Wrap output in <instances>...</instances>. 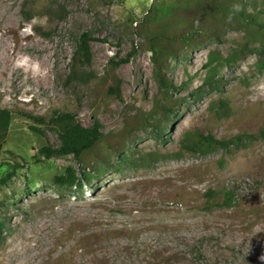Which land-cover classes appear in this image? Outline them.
I'll list each match as a JSON object with an SVG mask.
<instances>
[{
	"label": "rangeland",
	"instance_id": "obj_1",
	"mask_svg": "<svg viewBox=\"0 0 264 264\" xmlns=\"http://www.w3.org/2000/svg\"><path fill=\"white\" fill-rule=\"evenodd\" d=\"M158 1L0 0V108L13 113L0 161V180L11 173L0 185V264H264V139L232 154L171 156L186 130L222 139L264 129V71L258 55L241 51L244 30L220 26L214 39L182 48L165 70L177 88L175 113L121 136L127 119L150 118L154 108L152 54L137 31ZM245 3L250 13L248 3L264 8ZM82 33L92 35V59L73 76ZM213 54L223 60L221 88L193 94ZM113 77L121 98L106 95ZM56 111L84 126L100 121L119 141L118 152L98 148L82 188L54 183L67 167L80 170L72 156L40 154L59 145L39 122Z\"/></svg>",
	"mask_w": 264,
	"mask_h": 264
},
{
	"label": "trees",
	"instance_id": "obj_2",
	"mask_svg": "<svg viewBox=\"0 0 264 264\" xmlns=\"http://www.w3.org/2000/svg\"><path fill=\"white\" fill-rule=\"evenodd\" d=\"M252 12L248 11L245 0H159L157 4L152 3L147 12L150 17L149 23L140 25L137 34L142 36L144 44L142 48L152 54L154 78L158 84V91L154 98V108L149 113L150 118H129L125 122L122 135H130L135 130H140L156 122L157 116H162L161 123L166 122L177 106L178 99L174 97L177 88L166 73V66L172 57L178 55L182 48L195 44L198 40H212L220 26H234L246 32L245 44L241 45L242 53L248 52L260 57L258 68L264 71V16L262 10L250 4ZM264 7V0L263 6ZM215 18V24L212 19ZM133 22V19H131ZM91 34H80L76 51L72 59V74L77 76L84 62L90 63L92 52L89 40ZM223 60L213 54L209 57L207 64V75L203 85L193 94H202L205 91H219L221 82L217 78ZM114 68L116 66H113ZM111 66L108 74L112 72ZM121 81L111 78L106 89V95L114 92L121 98ZM219 114L228 116L229 105L220 100L218 106ZM13 113L9 109L0 108V161L4 153V147L8 139ZM39 122L46 124L59 139V145L52 147L44 145L40 154L47 159L59 156H72L81 166L77 171L73 167H67L64 174L55 176L54 183L59 189L70 190L73 187H83V183H90L93 176L89 169L95 164L96 159L102 157L98 148L106 146L112 152H118L116 139L110 140L105 137L103 126L100 121H95L90 126H84L77 116L70 112L56 111L48 119H40ZM163 135H161L162 137ZM165 142V138H163ZM264 139V129L258 134L239 133L229 138H217L213 133L201 130H186L180 140L179 148L171 156L177 159L185 155L209 156L217 151L232 154L245 148L248 144ZM115 143L117 146H113ZM114 148V151L113 149ZM151 154H145L147 160ZM88 169V171H87ZM11 177L9 173L0 180V185L5 184ZM215 195L214 192L210 193ZM233 202L232 192L224 193V204L231 206ZM6 226L0 221V243L4 240Z\"/></svg>",
	"mask_w": 264,
	"mask_h": 264
}]
</instances>
